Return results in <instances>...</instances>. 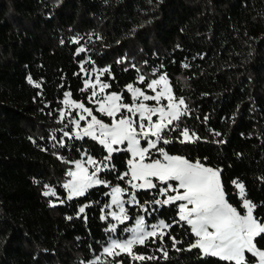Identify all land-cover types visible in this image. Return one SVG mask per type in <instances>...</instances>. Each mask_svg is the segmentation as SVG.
<instances>
[{
  "label": "trees",
  "instance_id": "trees-1",
  "mask_svg": "<svg viewBox=\"0 0 264 264\" xmlns=\"http://www.w3.org/2000/svg\"><path fill=\"white\" fill-rule=\"evenodd\" d=\"M82 67L103 71L106 94L128 105V88L165 77L185 110L159 148L217 169L227 203L241 213L247 200L264 227V0H0V264H235L193 247L177 207L152 204L155 182L135 196L164 232L101 258L110 190L131 191L130 156L60 121L68 94L98 115ZM87 157L105 165V186L68 199L72 163ZM144 212L129 207L112 238ZM255 245L264 250V231Z\"/></svg>",
  "mask_w": 264,
  "mask_h": 264
},
{
  "label": "rangeland",
  "instance_id": "rangeland-1",
  "mask_svg": "<svg viewBox=\"0 0 264 264\" xmlns=\"http://www.w3.org/2000/svg\"><path fill=\"white\" fill-rule=\"evenodd\" d=\"M81 71L89 103L96 107L98 115L91 106L74 102L68 94L62 102L60 121L71 124L76 138L96 141L108 156L124 150L130 156L125 177L131 191L120 187L110 190L105 220L111 237L102 248L101 258L130 254L135 244H142L166 229L162 220L147 223L150 209L138 204L135 196L138 185L151 180L158 189L151 194L152 204L157 208L177 207L179 220L195 237L193 247L202 255L235 264L244 263L246 255H250L257 264H264V250L255 245L264 227L254 218L253 206L243 199L240 213L227 203L217 169L159 148L177 130V121L185 110L183 102L174 98L169 81L161 76L152 80L145 90L128 88L131 97L128 105L123 104L119 94H106V85L101 81L103 71L87 67ZM142 82L140 77L138 84ZM182 137L183 141H191L185 132ZM158 153L159 158L153 157ZM104 168V164L96 163L91 157L72 163L69 179L63 183L67 198L76 199L91 188L105 186L99 178ZM129 207H140L147 212L136 219L126 238H112L118 224L126 221Z\"/></svg>",
  "mask_w": 264,
  "mask_h": 264
},
{
  "label": "water",
  "instance_id": "water-1",
  "mask_svg": "<svg viewBox=\"0 0 264 264\" xmlns=\"http://www.w3.org/2000/svg\"><path fill=\"white\" fill-rule=\"evenodd\" d=\"M155 188V184L151 180L144 181L138 185V189L142 192H151Z\"/></svg>",
  "mask_w": 264,
  "mask_h": 264
}]
</instances>
